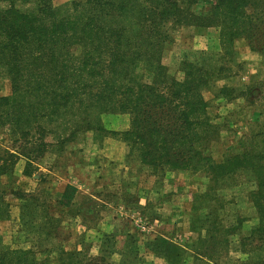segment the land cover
<instances>
[{
  "label": "trees",
  "instance_id": "1",
  "mask_svg": "<svg viewBox=\"0 0 264 264\" xmlns=\"http://www.w3.org/2000/svg\"><path fill=\"white\" fill-rule=\"evenodd\" d=\"M17 1L2 0L9 6L0 10V68L12 85L10 97L1 94L0 86V128L8 127L14 141L22 140L26 146L0 151V177L12 175L20 157L27 160V173L33 157L41 156L47 147L41 127L46 119L70 118L78 129L104 132L102 115H128L130 128L113 133L128 144V156L136 157L153 175L189 171L209 180L201 195L207 213L192 225L198 234L191 246L196 261L215 264L217 256L229 254L231 239L241 226L224 224L226 201L220 192L238 174L252 177L255 190L249 200L259 222L241 236L239 248L259 258L241 264H264V112L252 123L241 153L218 163L208 153L214 125L204 94L233 102L238 90L218 86L219 80L229 78L222 76L221 68L185 61L180 68L184 78L178 80L162 63L173 32L191 26L219 28L223 50L233 63L234 43L240 39L248 40L252 51L264 59V0H212L207 16L193 11L199 0H79L65 10L55 8L51 0H33L26 11ZM140 65L153 75L151 83L139 79ZM33 129L39 138L30 148ZM14 186L9 192L23 203L21 223L30 226L26 210L32 196ZM7 192L0 188V220L11 217ZM77 193L69 185L60 205L73 207ZM43 214L39 211L40 217ZM150 247L154 253L165 249L155 243ZM58 262L70 264L63 258ZM95 262L112 264L103 256L91 260ZM0 264L44 263L31 249H8L0 250Z\"/></svg>",
  "mask_w": 264,
  "mask_h": 264
},
{
  "label": "rangeland",
  "instance_id": "2",
  "mask_svg": "<svg viewBox=\"0 0 264 264\" xmlns=\"http://www.w3.org/2000/svg\"><path fill=\"white\" fill-rule=\"evenodd\" d=\"M73 1L79 0H51L55 8L62 10ZM17 4L26 11L33 0H18ZM8 6L0 0V10ZM211 9L212 0H199L193 7L196 14L203 16L209 15ZM233 50L236 63L223 50L217 27H183L173 32L162 60L170 75L178 80L184 78L180 68L185 61L221 68L222 76L229 78L219 80L218 86L238 90L233 102L211 92L204 94L210 102L209 116L214 125L208 153L218 163L228 155L241 153L252 123L259 121L264 112V59L252 51L246 39L237 40ZM137 74L142 82H152L153 75L143 65ZM0 86L3 96L12 95L4 68H0ZM70 120L46 119L41 127L47 147L41 156L33 157L27 173V160L20 157L13 174L0 177L2 190L9 192L15 185L13 190L20 189L33 197L26 210L31 224L23 226V203L10 192L6 196L11 217L0 220V250L31 249L44 264H59L61 258L70 264H92L91 260L100 256L112 264H202L191 250L198 237L192 225L207 213L201 195L207 191L209 180L189 171L153 175L136 157L128 156V144L113 135L130 128L128 115H102L104 132L78 129ZM31 132L33 145L29 147L33 148L39 137L36 129ZM25 146L22 140L14 141L8 127L0 128V151L14 152ZM69 185L78 193L73 207L66 208L60 201ZM253 190L252 177L241 173L220 192L226 201L222 211L224 224L240 225L241 229L231 239L229 254L217 256L215 264H241L259 258L244 254L239 248L241 236L259 222L257 210L249 200ZM38 203L45 204L44 208H38ZM39 211L44 212L43 218ZM55 222H60L58 228L52 226ZM105 235L112 239L106 240ZM154 243L165 249L154 253L150 247ZM168 249L176 250L180 261Z\"/></svg>",
  "mask_w": 264,
  "mask_h": 264
}]
</instances>
